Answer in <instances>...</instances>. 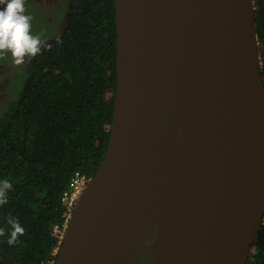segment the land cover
Instances as JSON below:
<instances>
[{"label": "water", "instance_id": "1", "mask_svg": "<svg viewBox=\"0 0 264 264\" xmlns=\"http://www.w3.org/2000/svg\"><path fill=\"white\" fill-rule=\"evenodd\" d=\"M114 6L110 138L75 205L54 264L102 262L156 174L187 146L186 119L197 100L229 131L237 158L231 171L235 198L217 192L187 198L181 206L162 198L153 216L134 236L119 238L101 264H131L141 249L151 251V264L167 259L186 264L185 229L199 202L206 208L197 221L207 236L199 264H247L264 216V84L252 0H239L235 17L227 0H114ZM221 19L230 21V40L221 35ZM175 228L178 236L168 248ZM154 229V238L142 245Z\"/></svg>", "mask_w": 264, "mask_h": 264}, {"label": "trees", "instance_id": "2", "mask_svg": "<svg viewBox=\"0 0 264 264\" xmlns=\"http://www.w3.org/2000/svg\"><path fill=\"white\" fill-rule=\"evenodd\" d=\"M264 84V0H252ZM26 56L23 84L0 123V264H54L66 228L63 194L105 155L116 92L114 0H68L60 32ZM15 219L23 228L9 243ZM142 257V256H141ZM147 258L131 264H146ZM247 264H264V216Z\"/></svg>", "mask_w": 264, "mask_h": 264}, {"label": "bare ground", "instance_id": "3", "mask_svg": "<svg viewBox=\"0 0 264 264\" xmlns=\"http://www.w3.org/2000/svg\"><path fill=\"white\" fill-rule=\"evenodd\" d=\"M238 3L239 0H227L228 9L233 11ZM237 12L236 7L232 15L235 17ZM229 22L220 20L221 35L227 40L231 38ZM186 120L187 146L180 149L179 153L173 154L156 174L150 183V191L132 209L120 232H117L109 243L100 264L116 246L119 238L126 234L128 238L134 236L138 228L153 216L162 198L164 202L175 206L183 205L187 198L202 199L217 192L227 198H235L231 171L237 158L234 144L229 139V131L223 121L199 100L191 105ZM205 208V204L198 203L195 219L185 229L186 264H199L205 251L206 226L197 221L201 213L205 212ZM177 236L178 231L175 228L168 248L174 246ZM165 264L177 263L167 259Z\"/></svg>", "mask_w": 264, "mask_h": 264}, {"label": "rangeland", "instance_id": "4", "mask_svg": "<svg viewBox=\"0 0 264 264\" xmlns=\"http://www.w3.org/2000/svg\"><path fill=\"white\" fill-rule=\"evenodd\" d=\"M24 14L30 17V34L40 41L57 35L64 24L68 0H23ZM2 7V5H0ZM23 62L16 64L9 50H0V123L11 110L23 84ZM183 129H179V146L185 144ZM182 149V148H181ZM141 255L137 258L140 261ZM146 264H151V257Z\"/></svg>", "mask_w": 264, "mask_h": 264}, {"label": "clouds", "instance_id": "5", "mask_svg": "<svg viewBox=\"0 0 264 264\" xmlns=\"http://www.w3.org/2000/svg\"><path fill=\"white\" fill-rule=\"evenodd\" d=\"M0 50H9L14 62L20 64L25 55L34 57L40 52V38L30 34V17L24 14L23 0H0ZM8 180H0V204L6 203L4 192L11 189ZM13 231L9 243L16 235L23 233V228L15 219L8 221Z\"/></svg>", "mask_w": 264, "mask_h": 264}, {"label": "built area", "instance_id": "6", "mask_svg": "<svg viewBox=\"0 0 264 264\" xmlns=\"http://www.w3.org/2000/svg\"><path fill=\"white\" fill-rule=\"evenodd\" d=\"M89 180L90 179H88L85 175L75 173L71 180L69 189L63 194L62 202L66 208V226L73 213L75 205L87 187Z\"/></svg>", "mask_w": 264, "mask_h": 264}, {"label": "flooded vegetation", "instance_id": "7", "mask_svg": "<svg viewBox=\"0 0 264 264\" xmlns=\"http://www.w3.org/2000/svg\"><path fill=\"white\" fill-rule=\"evenodd\" d=\"M156 230L157 229H154V230H152L151 231V233L148 235V236H146V238H145V240H144V242L142 243V245H145V244H147L148 242H150L153 238H154V236H155V234H156ZM142 256L141 258H140V260L141 259H145V258H147L148 260H149V258L150 257H152L151 255V251H149L148 249L147 250H143V249H141V250H139L138 252H137V254L135 255V258L133 259V262L135 261V260H137V258H139V256ZM139 261V260H138Z\"/></svg>", "mask_w": 264, "mask_h": 264}]
</instances>
